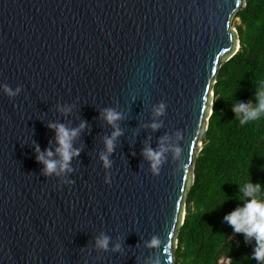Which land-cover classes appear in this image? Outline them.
Masks as SVG:
<instances>
[{
  "label": "water",
  "instance_id": "water-1",
  "mask_svg": "<svg viewBox=\"0 0 264 264\" xmlns=\"http://www.w3.org/2000/svg\"><path fill=\"white\" fill-rule=\"evenodd\" d=\"M245 7L0 0V264H175L214 86L240 50L231 26ZM108 110L120 117L112 124ZM59 125L77 132L70 171ZM148 149L161 153L156 169Z\"/></svg>",
  "mask_w": 264,
  "mask_h": 264
},
{
  "label": "trees",
  "instance_id": "trees-1",
  "mask_svg": "<svg viewBox=\"0 0 264 264\" xmlns=\"http://www.w3.org/2000/svg\"><path fill=\"white\" fill-rule=\"evenodd\" d=\"M239 52L226 62L214 86V108L195 164L194 184L178 235L175 264H260L257 242L237 233L225 217L243 207L245 181L264 192V119L242 123L234 106H258L264 82V0H246L239 11ZM259 195V193L257 194Z\"/></svg>",
  "mask_w": 264,
  "mask_h": 264
},
{
  "label": "clouds",
  "instance_id": "clouds-1",
  "mask_svg": "<svg viewBox=\"0 0 264 264\" xmlns=\"http://www.w3.org/2000/svg\"><path fill=\"white\" fill-rule=\"evenodd\" d=\"M5 92L12 96L15 95L10 89L5 87ZM19 91V89H17ZM258 106L252 108L250 103L242 102L234 106V111L237 113L244 112L246 115L243 118L242 123H248L253 121H259L264 119V82L261 83L260 90L258 92ZM163 107V106H161ZM158 115L160 112L157 113ZM120 117L117 113L108 110L105 113V119L109 124L114 123ZM55 127L57 131V143L59 147L57 152L61 157L60 168L61 171L68 169L70 160L74 155H78V151L72 149V140L77 135L76 130L69 131L63 125L51 126ZM84 125H81L83 128ZM157 125H153V128ZM120 132L116 131L113 134V138L106 141V147L109 152L113 150V140L116 136H119ZM37 152L39 149L37 148ZM179 149H177V153ZM46 155L51 157L52 152H47ZM147 157L152 161L153 169H156L159 165L161 153L153 152L151 149L146 151ZM38 161L44 163L45 173L52 174L56 171L57 163L51 159H45V155L41 154L37 156ZM105 162V167L108 166L107 157H102ZM70 171V169H68ZM241 192L244 196L250 197L251 199L244 204L243 207L237 208L231 214L225 217L227 223H229L233 230L237 233H243L246 238H254L257 242V247L254 249L253 258L256 259L260 264H264V192H261L260 186L253 185L247 181L241 187ZM259 193V195H257ZM107 239L98 241L100 247L104 248L107 245ZM153 245L157 243L153 240Z\"/></svg>",
  "mask_w": 264,
  "mask_h": 264
},
{
  "label": "rangeland",
  "instance_id": "rangeland-1",
  "mask_svg": "<svg viewBox=\"0 0 264 264\" xmlns=\"http://www.w3.org/2000/svg\"><path fill=\"white\" fill-rule=\"evenodd\" d=\"M240 24H241V23H240V20L237 19V18H235L234 21L232 22V26H231L232 30H233V31H237V27H238ZM202 146H203V145H202ZM184 214H185V212H184Z\"/></svg>",
  "mask_w": 264,
  "mask_h": 264
}]
</instances>
